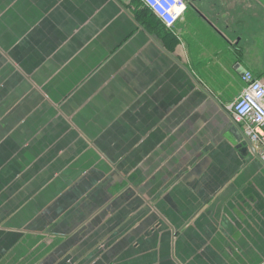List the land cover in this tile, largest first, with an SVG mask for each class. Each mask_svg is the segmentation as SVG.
<instances>
[{
    "label": "crops",
    "instance_id": "0c3cea01",
    "mask_svg": "<svg viewBox=\"0 0 264 264\" xmlns=\"http://www.w3.org/2000/svg\"><path fill=\"white\" fill-rule=\"evenodd\" d=\"M136 1L0 0V264H264L229 111L264 0H185L173 30Z\"/></svg>",
    "mask_w": 264,
    "mask_h": 264
},
{
    "label": "built area",
    "instance_id": "2783aa9c",
    "mask_svg": "<svg viewBox=\"0 0 264 264\" xmlns=\"http://www.w3.org/2000/svg\"><path fill=\"white\" fill-rule=\"evenodd\" d=\"M169 30H173L188 9L185 0H140ZM245 87L237 100L229 105L234 122L242 127L258 158L264 162V80L252 71L242 73Z\"/></svg>",
    "mask_w": 264,
    "mask_h": 264
},
{
    "label": "rangeland",
    "instance_id": "374dc122",
    "mask_svg": "<svg viewBox=\"0 0 264 264\" xmlns=\"http://www.w3.org/2000/svg\"><path fill=\"white\" fill-rule=\"evenodd\" d=\"M253 15L260 16L259 11L254 12ZM261 23L262 26H264V17L263 19H258L255 25H260ZM255 28L257 27H253V29ZM249 50L251 51L249 52L251 60L253 62L259 63V69L264 70V31H259V33L255 36V40H252Z\"/></svg>",
    "mask_w": 264,
    "mask_h": 264
},
{
    "label": "trees",
    "instance_id": "16d2710c",
    "mask_svg": "<svg viewBox=\"0 0 264 264\" xmlns=\"http://www.w3.org/2000/svg\"><path fill=\"white\" fill-rule=\"evenodd\" d=\"M133 8L135 10V16L138 18L141 22H144L143 20L147 18H152L154 15L140 2L136 1V3L133 4Z\"/></svg>",
    "mask_w": 264,
    "mask_h": 264
},
{
    "label": "water",
    "instance_id": "95a60500",
    "mask_svg": "<svg viewBox=\"0 0 264 264\" xmlns=\"http://www.w3.org/2000/svg\"><path fill=\"white\" fill-rule=\"evenodd\" d=\"M234 130L238 132L237 128H234ZM234 130H233V133H234ZM236 134H238V133H236ZM236 136H237V135H236ZM238 138L241 139L240 137H238ZM244 145H245V146H250V145H252V143H251L249 140H246V142H245Z\"/></svg>",
    "mask_w": 264,
    "mask_h": 264
}]
</instances>
